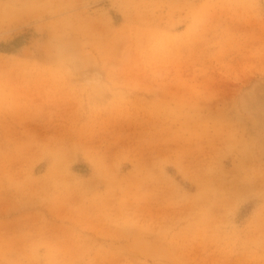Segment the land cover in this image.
<instances>
[{
	"label": "rangeland",
	"instance_id": "1",
	"mask_svg": "<svg viewBox=\"0 0 264 264\" xmlns=\"http://www.w3.org/2000/svg\"><path fill=\"white\" fill-rule=\"evenodd\" d=\"M0 264H264V0H0Z\"/></svg>",
	"mask_w": 264,
	"mask_h": 264
}]
</instances>
